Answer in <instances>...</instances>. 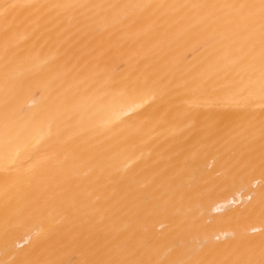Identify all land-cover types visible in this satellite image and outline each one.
<instances>
[{"label": "bare ground", "instance_id": "obj_1", "mask_svg": "<svg viewBox=\"0 0 264 264\" xmlns=\"http://www.w3.org/2000/svg\"><path fill=\"white\" fill-rule=\"evenodd\" d=\"M0 264H264V0H0Z\"/></svg>", "mask_w": 264, "mask_h": 264}]
</instances>
